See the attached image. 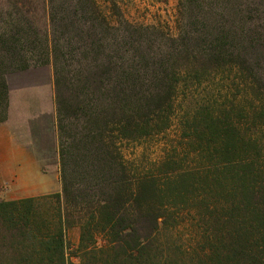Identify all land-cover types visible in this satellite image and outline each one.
Returning <instances> with one entry per match:
<instances>
[{
  "label": "trees",
  "instance_id": "trees-1",
  "mask_svg": "<svg viewBox=\"0 0 264 264\" xmlns=\"http://www.w3.org/2000/svg\"><path fill=\"white\" fill-rule=\"evenodd\" d=\"M179 5L173 37L96 0H0V122L8 76L51 64L61 182L0 200V264H264V0ZM175 119L140 172L122 144Z\"/></svg>",
  "mask_w": 264,
  "mask_h": 264
},
{
  "label": "crops",
  "instance_id": "crops-1",
  "mask_svg": "<svg viewBox=\"0 0 264 264\" xmlns=\"http://www.w3.org/2000/svg\"><path fill=\"white\" fill-rule=\"evenodd\" d=\"M8 86L7 116L0 122V176L47 178L31 187L29 197L57 191L48 178L60 172L52 65L12 73Z\"/></svg>",
  "mask_w": 264,
  "mask_h": 264
},
{
  "label": "rangeland",
  "instance_id": "rangeland-1",
  "mask_svg": "<svg viewBox=\"0 0 264 264\" xmlns=\"http://www.w3.org/2000/svg\"><path fill=\"white\" fill-rule=\"evenodd\" d=\"M96 2L98 10L106 17L105 19L119 27L123 25H131L133 27L153 26L166 36L173 37L179 32L180 0H96ZM37 14L38 16L36 17L39 21L45 20L41 10ZM213 93L219 101H223L225 99L233 100L238 92L236 88L231 86L224 87L223 90L217 92L213 91ZM237 97L239 98L240 96L238 95ZM178 105L179 100L176 103V115L180 114ZM176 119L164 133L143 137L136 143L132 141L123 143L122 153L125 158L130 162H136L140 172L155 171L156 166L154 164L162 160L165 149L169 148L171 142L178 140L179 128ZM58 172L48 178L49 183L54 185L53 187H59V190L42 194L61 192L60 172ZM36 178L0 176V200L29 197L33 192L31 187L43 185L46 182L45 180H47V178L43 179V177ZM78 238L79 228L77 226L68 228L66 232L67 253H70L71 249L77 245Z\"/></svg>",
  "mask_w": 264,
  "mask_h": 264
}]
</instances>
